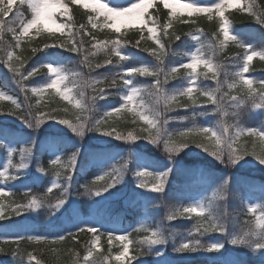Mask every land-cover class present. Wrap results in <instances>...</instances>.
Segmentation results:
<instances>
[{
	"label": "trees",
	"instance_id": "obj_1",
	"mask_svg": "<svg viewBox=\"0 0 264 264\" xmlns=\"http://www.w3.org/2000/svg\"><path fill=\"white\" fill-rule=\"evenodd\" d=\"M62 3L67 14H63L64 9L54 13L56 23L64 25L60 30L22 34L19 22L5 23L0 30V171L6 172L5 177H0V188L5 189L0 196L4 212L0 218V249H3L0 264H120L114 257L128 241H131L128 264H264V248H259L257 256L251 257L245 248L231 243L245 222L253 219L254 214L246 207L247 198H255L254 206L264 211V177L235 170L230 164L216 168L200 161L177 162L169 168L162 190L150 194L153 198H143L132 191L135 173L160 167L157 159L183 157L186 150L208 153L197 143L214 147L215 141L206 136L178 135L192 127L181 128L177 123L188 120L190 113L198 109L216 105L208 101L203 92L215 90L214 95L223 103L222 115L213 116L211 123L204 126L220 134L222 140L227 138L225 127L234 136L246 120V109L235 114L229 110L234 101L259 105L256 119L260 120L264 131V88L261 87L264 59L257 55L248 62L249 71L243 75L253 81L251 89L242 84L235 70L237 65L243 66L245 55L250 54L246 42L253 44V51L264 52V23L245 10L252 5L257 14H264V0H243L242 5L226 8L228 40L221 30L222 18L215 10L201 13L166 5L164 0H151L144 23L127 22L116 32L108 26L112 21L94 8L77 0H62ZM17 8L25 22L32 19L27 3L21 6L17 0L13 13ZM8 19L6 17L5 21ZM10 28L15 31H9ZM150 28L154 31L149 32ZM240 29L248 31L242 36L244 39L238 34ZM194 34L201 37L203 44L199 49L200 59L218 70V81L212 80L203 64L195 74L179 67L191 60L187 52ZM113 41L119 42L115 48ZM48 64L67 77L59 90L45 87L56 79ZM141 67L157 74L127 71ZM174 67L178 69L176 73H172ZM33 69H36L34 74L28 76ZM189 75L197 82L190 96L185 90L168 93L174 84ZM131 83L133 88L128 89ZM231 84L235 87L230 88ZM157 87L162 94L157 92ZM66 89H71L67 100L61 95ZM132 89L137 92L129 103L123 98ZM233 96L237 99L232 100ZM166 103L170 106L166 107ZM49 113L56 120H48ZM38 114H44L45 122H36ZM141 115L158 120L160 142L153 144L143 139L150 125ZM97 119L103 120V128L114 129L125 136L131 132L140 139L121 140L107 135L103 143L81 146L77 138L48 129L52 122L68 120L85 122L95 131L93 126ZM168 134L177 142L186 141L189 145L164 157L163 152H157V147H164L162 141ZM126 146L135 147L140 157H131ZM233 147L248 152L241 158L247 161H258L251 154L253 151L264 154V142L247 133L240 136ZM53 160L57 162L53 164ZM21 164L24 167L21 168ZM106 172L118 176L114 186L98 195L86 191L106 186L107 177L93 183ZM53 184L57 187L48 192ZM198 195L204 197L206 211L202 215L192 213L169 219ZM33 197L36 205L21 209L19 214L14 211L18 206L28 205ZM72 199L76 200L75 205L69 204ZM60 200L63 203L57 205ZM209 217L223 231L195 232L198 223L207 226ZM191 224L201 242L213 239V244L222 246L210 251L206 243L198 245L196 250L177 251L180 236ZM89 227L96 232L88 231ZM81 228L85 230L79 231ZM153 231L159 234L160 241L142 243ZM262 231L264 238V229ZM70 233H75V238L69 236ZM109 233L113 237L111 241ZM95 236L100 240L94 244ZM120 236H126L127 240L122 242L118 239ZM155 244L167 250L162 260L147 257V245Z\"/></svg>",
	"mask_w": 264,
	"mask_h": 264
},
{
	"label": "snow or ice",
	"instance_id": "obj_2",
	"mask_svg": "<svg viewBox=\"0 0 264 264\" xmlns=\"http://www.w3.org/2000/svg\"><path fill=\"white\" fill-rule=\"evenodd\" d=\"M28 4L29 7L32 10L33 16L32 19L27 20L25 22L23 13L20 11L19 8L16 9V11L13 13V6L17 4V0H0V30L3 29L5 23L8 24H16L17 22H19L21 28H22V34H27L29 32L30 29L32 28H37L39 29L40 26L43 27H47L48 25H56L57 30H60L61 28L64 27V25H57L56 24V20L54 18V13L61 11V9H64L63 14H67V8L65 7V5L62 3V0H19V4L21 6ZM151 0H139V2H134L132 3L130 6L128 7H123V8H114V7H110L108 5V3H100L97 0L96 6L94 8V11H96L98 14L103 15L107 18L108 21H112L113 23H111L110 27L115 28L116 32L120 31V27L117 26L116 22L117 21H123V22H134V23H144V14L145 12H147L148 7L150 6ZM243 4V0H240L239 5ZM231 6H229V2L228 0H219V2L211 4V5H207V6H200L198 4L195 3H184L182 5L183 9H187V10H194L196 12H201V13H211L212 11H216L217 14L222 18V24H221V30L223 31L224 34V38L225 40H228L229 37V23L228 20L226 18H224V12L226 10V8H229ZM246 11L249 12V14L255 16V18L264 23V14H257V12L255 11L254 7L252 5H248L245 8ZM173 12H175V9H173ZM10 13H12V15L10 16ZM9 18L7 21H5V18ZM153 23H155L153 21ZM95 26V25H94ZM9 31H15L14 29H9ZM154 29L150 28L149 32H153ZM179 37H177L178 39ZM234 38V37H233ZM113 47L115 48L118 45V41H113ZM139 44V41H137V45ZM243 46V45H242ZM248 49H250V46H246ZM73 51H75L76 49L73 48ZM116 55L119 56L120 53L117 51ZM259 55L261 59H264V52H260L257 53L256 51H251L250 50V54H246L244 57V63L243 66L240 70V72L237 73V75L240 77V80L242 82L243 85H247L249 87V89H251L252 87V83L253 81L251 79L246 78L243 73H247L249 71V61L253 60L254 56ZM11 53H9V60H11ZM106 63H111V61H106ZM203 64L204 67L207 69L208 73H211V78L214 81H218V76H219V72L216 68L213 67L212 64H210L207 61H204L200 58H198L195 54L192 55L191 60L183 65H180L179 67H183L186 69H190L192 74H195L198 67ZM99 66V65H97ZM48 68L50 71L54 72L56 74V79H53L51 81V83L49 85H46L45 87L47 88H55L57 90H59V86L62 84V82L67 79L66 76H62L60 75L59 71L55 68H53V66L51 64H48ZM129 70V69H128ZM127 70V71H128ZM132 71H128L129 73H136L139 72L142 75H156L157 73L149 70L148 68H131ZM36 71V69H33L32 71H29L27 73L28 76H32L34 74V72ZM178 71V69L176 67H174L172 69V73H176ZM168 77H165V81H167ZM113 83H115V81H113ZM125 84L128 83V81H124ZM158 85V82H157ZM229 87H235L234 84L229 85ZM261 87L264 88V82H261ZM157 92L162 94V92L159 90V87H157ZM33 91H36V89H33ZM71 89H66L64 92L61 93V95H63L64 99L67 100L68 99V92H70ZM101 93H103V89L100 90ZM137 92L136 89H132L128 95L124 96V100L126 102H132L133 100V96L134 94ZM193 92V88L189 87L185 90V93L187 95H191ZM215 90L210 91V92H203L202 95L206 96L208 98V101H210L211 103H215L217 104V106L220 109H223V103L217 99V97L214 95ZM228 94L225 93V96H227ZM172 100H175V97L171 98ZM232 100H236L237 97L233 96L231 97ZM240 103H243V101L241 100ZM124 105H122L121 107H123ZM170 105H168L166 103V107H168ZM259 106V105H258ZM183 107H188L187 105H183ZM119 109H114V111H118ZM110 113H106L105 115H109ZM36 117V122L39 123H43L45 122L44 119V114H38ZM47 119H55L56 117L54 115H52L51 113L47 114ZM141 119L146 120L149 125H150V129H145V131L148 132V135L143 137V139L145 140H150L151 143L156 144L158 142L161 141V129L159 127H157V123L158 120L154 119V120H149L148 117H145L143 115H141ZM59 122L68 125L70 128H72V130L74 132H77L78 134H83V131L85 130V125L83 123H78V124H72L70 121L68 120H59ZM103 125V120L102 119H97L94 123V130L98 131V132H102L104 134L107 135H115L116 138L121 139V140H137L140 139V137L138 136H134L131 132L128 133L127 136L122 135L119 132H116L114 129L113 130H108L106 128L102 127ZM227 130L225 133H227L226 135V139L222 140L221 139V135L218 134L216 131L212 130L211 128L208 127H200V128H196V127H192V128H188L184 131H181L178 133L179 136L181 137H187L190 134H197V135H202V136H206L209 140H214L215 144L214 147H209L208 144L205 143H197L196 145L199 146L200 148H202L204 151L208 152L210 155H212L213 157H215L216 159L220 160L222 159V155H223V150L225 148V146L227 147V149L229 150V156H230V160L232 163H236L238 162L241 158H243L245 155H248L249 153L246 151H243L241 148L233 147V144H235L237 142V140L239 139L240 136L244 135L245 133H247L248 135H252V136H258V138L260 139L261 142H264V131L256 129V128H237V131L235 133V135H230L229 134V128L226 127ZM215 133V134H214ZM193 143H195V141H193ZM163 145L166 151L170 152V153H178L179 151H181L183 148L187 147L189 144L186 141H181V142H177L176 140L173 139L171 134L167 135V138L163 139ZM253 156H255V158L261 162L264 163V154H257L255 151H253L251 153ZM59 158H57L58 160ZM57 160H53L52 163L55 164L57 162ZM72 163H75V159L73 158ZM20 167H24L23 164L20 165ZM41 171H43V169H41ZM6 172L5 171H0V177H5ZM57 175H59V173H57ZM135 175L139 176V177H145L146 175H152L151 173H146V171H138L135 173ZM168 173H159V174H155V183L149 185L148 183H146L143 179H141L139 181V186L142 188H146V189H150V190H154V191H160L163 188V184L165 182V179L167 177ZM109 178L108 182L106 183V186L101 187L99 190H95L93 191L92 189H86V191L88 192H93L94 194H100L103 191H106L107 188H110L112 186H114L115 183L118 182V176L117 175H113L111 172H106L101 176H98L95 178V180L93 181V183H97L99 181H103L105 180V178ZM57 187L56 184H53L51 187H49L48 192H51L53 190V188ZM5 192V189L0 188V196H3ZM63 200L57 201V205L62 204ZM37 201L36 198L33 197L32 201L28 204V205H22V206H18L14 211L19 214L21 209L23 208H31L32 206L36 205ZM206 211V209L202 208V207H198L196 205H190L187 207H184L182 209H178L176 210V212L173 214V216H170L169 219L174 218V216H183L185 214H192V213H197L198 215H202L204 212ZM4 216V212L2 210V205H0V218H3ZM84 228L79 229V231H84ZM88 231L95 233L96 229L93 227H89L87 229ZM203 230V232H207L210 230H215V231H223L222 228H218L217 225L215 223L210 222V218L208 219V223L207 226H205V224L203 222L198 223L197 227L195 228V232H201ZM69 236L75 238V233H70L68 234ZM109 241L112 240V234L109 233ZM43 237H29V239H42ZM59 239H64V237H59ZM119 240H121L122 242L127 240L126 236H120L118 237ZM100 240L99 236H95V239L93 241V243H97ZM160 241V236L157 232L153 231L151 234V237L147 238L145 241H142V243H147V244H154V243H158ZM131 243V241H128V243H125L123 245V250L121 252H119L114 259L117 262H120V264H128L127 261V256H128V252H129V244ZM231 243L234 245H238L237 242L231 240ZM197 244L198 242H184L179 248H177V251H184L187 249L190 250H196L197 248ZM222 245H217V244H211L208 246V250H218L219 247H221ZM0 251H3V249H0ZM89 256H91V251H89ZM134 258V257H133ZM85 259H87V257H85Z\"/></svg>",
	"mask_w": 264,
	"mask_h": 264
},
{
	"label": "rangeland",
	"instance_id": "obj_3",
	"mask_svg": "<svg viewBox=\"0 0 264 264\" xmlns=\"http://www.w3.org/2000/svg\"><path fill=\"white\" fill-rule=\"evenodd\" d=\"M77 1L84 4L85 6L92 7V8H95L96 3H97V0H77ZM98 2L108 3V5L110 7H114V8H123V7L130 6L134 2H139V0H98ZM212 2L217 3V2H219V0H215V1L214 0H164V3L166 5H170L173 7H182V5L184 3H195V4H198L200 6H207V5H210ZM125 23H127V22H123V21H117L116 22L117 26L120 28H122ZM56 28H57L56 25L50 24L47 27L40 26L39 29L32 28L29 30L28 33L37 34V33L51 31V30L56 29ZM250 31H251V29H249V32ZM247 32L248 31H243L242 29H240L238 34H239V36L242 37V36H244V33H247ZM191 41H192V46L190 47L189 51L187 52V57L189 59H191L192 55L195 54L198 58H200L201 56L199 55V52H200L199 49H201V47L203 45L201 42V37L198 34H194V35H192ZM242 42H245V41H242ZM246 46H250V49L247 48L248 53H250V50L251 51L254 50L252 43L246 42ZM241 68L242 67L240 65H237L235 67V70L236 71L238 70V72H240ZM54 75H56V74L54 73ZM196 84H197V82L193 78V75H189L184 80L174 84V88L169 90L168 93H172V92H175L178 90L184 91L189 87L196 86ZM127 88L128 89L133 88V84L132 83L129 84ZM240 101L232 102L231 106L229 107V110L231 112H233L234 114L236 112L243 111V109H246V111L248 112V113H246V115L244 117V119H246V120L243 121L239 126H241L242 128H256V129L262 130V124H261L260 120L256 119L259 116V113L255 112V111H258L259 106L257 104H251L250 102H247V104H246V102L243 100H242L243 103H240ZM222 113H223L222 109H220L217 106V104L215 106H211V107H203L201 109H198L197 112L190 113L191 117L188 120H186L182 123H177L176 125L181 127V128L182 127H204V126H208L211 123V121L213 120V116L222 115ZM78 123H83L85 125V130L83 131L82 135L78 134L77 132H74L72 130V128H70L68 125H65L61 122H52V124L48 127V129L49 130H57V131L65 133V134H68L70 137L77 138L80 141L81 146L100 144V143H103L107 140V134H104V133L98 132V131H91V129L88 127V125L85 122H78ZM78 123H72V124L75 125ZM162 144H163V141H162ZM124 148L130 154L131 157H135L136 159H138L140 157V153L135 147L126 146ZM157 152H159V153L163 152L164 157L169 156L171 154L170 152L166 151L164 147H162L160 145L157 147ZM196 161L197 162L200 161L201 164H204L207 166L208 165L214 166L216 168L217 167L224 168L223 166L225 164H230L231 167H233L235 170H239V171H242L244 173L256 174L258 177H264V163H261L259 161H255V160H248L247 161L244 159H240L238 162L232 163L230 160V156H229V150L227 149L226 146L223 150L222 159H220V160L216 159L215 157H213L209 153H204V152L203 153H197V152H192V151L187 152V150H186V155H184L183 157L174 156L173 158H166V159H162V160L157 159V162H159L161 164V166L158 168L152 167V169H147L149 171H146V173H151L152 175H146L145 177H142V178L139 176L133 178L132 179V183H133L132 191L134 190L133 194L134 195L135 194L140 195L143 198H145V197L153 198L152 196H150V194H154V190L142 188L139 186V181L141 179H143L146 183L151 185V184L155 183V174L162 173L161 171H163V170H165V172L168 173L169 168L172 167L175 163H177V162H192L193 163ZM147 168H150V167L148 166ZM224 170H225L224 172H227L226 171L227 169H224ZM124 190L125 189H123V191ZM203 198L204 197L202 195H198L195 198H193V200L190 201L187 204V206L196 205L198 207L203 208L204 207ZM124 200H126V199H123V201ZM245 202H246V207L248 208L249 206H254L256 200H255V198L252 197V198H247L245 200ZM69 204L75 205L76 200L72 199ZM192 227H194V224H191V227L189 229H187V231H185L180 236L179 243L181 245L184 242H189V241L198 242L197 246L200 244H206L207 243V245H210V244L215 243V240H213V239H209V240H206L205 242H201L200 239H198L194 235V229H192ZM244 233H245V228H243L240 233H237L235 235V238L236 237H243ZM262 235H263L262 229H257L256 235L251 236L250 239L245 237L246 242L243 244H238L236 246H241L242 248H245L249 252V255L251 257H256L257 251H259V249L255 248V244L253 243V241L259 242L262 239ZM147 248H148L147 251L149 252V255H147V257L153 261L162 260V258H164L167 254L166 249H164L162 246H158L156 244L152 245V246L147 245ZM184 251H186V250H184ZM181 252H183V251H181ZM231 252H233V251H231Z\"/></svg>",
	"mask_w": 264,
	"mask_h": 264
},
{
	"label": "clouds",
	"instance_id": "obj_4",
	"mask_svg": "<svg viewBox=\"0 0 264 264\" xmlns=\"http://www.w3.org/2000/svg\"><path fill=\"white\" fill-rule=\"evenodd\" d=\"M229 6H232L234 4L239 5L240 0H228ZM128 71H132L129 69ZM227 128H224V131L226 132ZM215 134V133H214ZM248 212L253 213V219L245 222L244 228H245V233L243 237H236L233 238L232 240L237 242L238 244H243L246 242L245 237L251 238V236L257 234V229H264V211H258L256 206H249L248 207ZM258 213V214H257ZM210 222L215 223L211 217ZM216 224V223H215ZM217 225V224H216ZM218 228H222L221 226H218ZM255 244V248H264V238H262L259 242L253 241Z\"/></svg>",
	"mask_w": 264,
	"mask_h": 264
}]
</instances>
